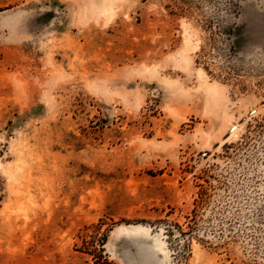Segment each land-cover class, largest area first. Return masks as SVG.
<instances>
[{"label":"rangeland","instance_id":"1","mask_svg":"<svg viewBox=\"0 0 264 264\" xmlns=\"http://www.w3.org/2000/svg\"><path fill=\"white\" fill-rule=\"evenodd\" d=\"M0 264H264V0H0Z\"/></svg>","mask_w":264,"mask_h":264},{"label":"bare ground","instance_id":"2","mask_svg":"<svg viewBox=\"0 0 264 264\" xmlns=\"http://www.w3.org/2000/svg\"><path fill=\"white\" fill-rule=\"evenodd\" d=\"M110 9V8H109ZM106 10H108V9H106ZM111 11V10H110ZM102 12H105V10L104 11H102ZM112 13V12H111ZM111 13H109V14H111ZM104 14V13H103ZM108 14V15H109ZM105 15H107V14H105ZM108 17V16H107ZM110 17V16H109ZM111 18V17H110ZM188 42V41H187ZM189 43V42H188ZM197 47V46H196ZM195 48V47H194ZM147 71V70H146ZM145 72V71H144ZM199 77H200V79H203L204 78V74L203 73H201V74H199ZM204 83V82H203ZM204 87H205V89L207 90V91H210L212 94H213V92H214V87L212 86V85H204Z\"/></svg>","mask_w":264,"mask_h":264}]
</instances>
